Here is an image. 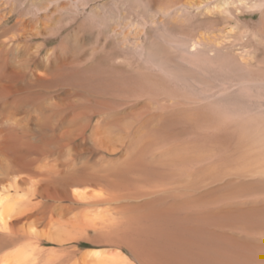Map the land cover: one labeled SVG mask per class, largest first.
<instances>
[{
  "label": "bare ground",
  "instance_id": "6f19581e",
  "mask_svg": "<svg viewBox=\"0 0 264 264\" xmlns=\"http://www.w3.org/2000/svg\"><path fill=\"white\" fill-rule=\"evenodd\" d=\"M0 264H264V0H0Z\"/></svg>",
  "mask_w": 264,
  "mask_h": 264
},
{
  "label": "rangeland",
  "instance_id": "374dc122",
  "mask_svg": "<svg viewBox=\"0 0 264 264\" xmlns=\"http://www.w3.org/2000/svg\"><path fill=\"white\" fill-rule=\"evenodd\" d=\"M84 160H85V158L82 159V161H84Z\"/></svg>",
  "mask_w": 264,
  "mask_h": 264
}]
</instances>
